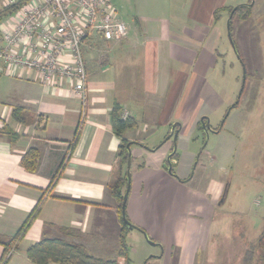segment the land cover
Instances as JSON below:
<instances>
[{"label": "crops", "instance_id": "obj_1", "mask_svg": "<svg viewBox=\"0 0 264 264\" xmlns=\"http://www.w3.org/2000/svg\"><path fill=\"white\" fill-rule=\"evenodd\" d=\"M1 1L4 7L10 2ZM140 1L147 12L138 10L135 28L143 35L128 28L126 38L103 45L94 32L84 42L85 105L71 93L69 80L45 84L34 68L0 62V263L8 258L6 264H36L27 250L45 238L82 245L103 259L118 255L122 223L111 186L128 171L118 155L124 140L132 154L126 215L139 228H129L126 240L137 230L162 249V259L171 261L178 253L179 264H190L200 249L202 226L212 223L226 190L208 173L200 143L222 130L213 128L211 115L226 105L216 81L228 53L224 36L230 16L224 9L250 0H173L175 10L168 13L160 7L170 0ZM16 11L0 23V49ZM115 105L122 117L127 113L136 122L122 136L113 128ZM31 149L40 153L35 171L22 163ZM175 152L171 172L168 162ZM38 203L36 218L6 253V243Z\"/></svg>", "mask_w": 264, "mask_h": 264}, {"label": "rangeland", "instance_id": "obj_2", "mask_svg": "<svg viewBox=\"0 0 264 264\" xmlns=\"http://www.w3.org/2000/svg\"><path fill=\"white\" fill-rule=\"evenodd\" d=\"M170 1L160 7L164 13L170 7L175 10L176 2ZM114 5L128 28L143 35L135 28V15L138 10L146 13V4L140 0H115ZM3 7L0 0V10ZM168 22L177 24L172 19ZM233 30L245 64L229 44L231 39L226 31V65L218 67L216 76L226 105L211 115L213 128L222 130L200 142L205 148L202 158L208 173L226 190L212 223L206 220L202 226L201 241L197 242L200 249L190 258V264H243L245 253L255 248L264 227V0H257L247 22L235 20ZM102 44H107L106 40ZM103 48L101 53L105 52ZM232 89L234 93L230 94ZM238 100L239 105L231 110ZM132 233L126 240L128 261L125 259L122 264L180 263L178 253H173L171 261L162 259L158 245L151 244L137 230ZM109 258L121 260L118 255Z\"/></svg>", "mask_w": 264, "mask_h": 264}, {"label": "built area", "instance_id": "obj_3", "mask_svg": "<svg viewBox=\"0 0 264 264\" xmlns=\"http://www.w3.org/2000/svg\"><path fill=\"white\" fill-rule=\"evenodd\" d=\"M94 32L106 41L127 37L128 26L118 17L113 0L22 3L10 25L4 27L0 62L9 68H34L45 84L69 80L71 93L85 105L89 77L83 44ZM123 117L127 118V113Z\"/></svg>", "mask_w": 264, "mask_h": 264}, {"label": "trees", "instance_id": "obj_4", "mask_svg": "<svg viewBox=\"0 0 264 264\" xmlns=\"http://www.w3.org/2000/svg\"><path fill=\"white\" fill-rule=\"evenodd\" d=\"M252 0H250L246 4H239L234 11L235 7H225L224 10H227L229 16L232 14L231 18V34L234 46L236 48V53L239 56L241 62L244 63V60L240 54L237 43L233 36V23L236 19L240 20H248L251 18L253 13V4H251ZM21 3H19L20 5ZM17 4H8L0 10V23L10 14L15 12L18 9ZM219 11H216V17ZM239 105V100L235 103L232 108H235ZM121 107L119 105H115L112 111V123L115 133L118 136H122L123 133L128 129L136 126V122L132 117L124 118L120 114ZM14 116L16 119L21 120V112L19 109L14 111ZM217 128L216 130H219ZM129 141L124 140L122 146L120 147L119 158L121 162V166H125L129 159V151L128 145ZM176 152L171 156V160L168 162L172 164L174 167L177 164V160L174 161V157H176ZM22 163L24 167L30 171H35L38 168L40 163V153L36 149H31L26 155H24L22 159ZM173 171V170H172ZM128 178L126 174H120L113 185L111 186L113 196L118 200L119 207L118 211L120 213V221L122 223V234L120 240V249L118 252L119 258L124 257L128 261V245L126 243L125 233L129 230V226L126 223L125 217L123 216V201H124V189L127 188ZM40 210V203L36 205L30 216L27 218L22 227L18 230V232L14 235L11 243H6V253L9 250V246L12 243L21 240L30 227L32 221L36 218L38 212ZM126 218L127 215L125 214ZM128 219V218H127ZM133 228H138L133 226ZM139 229V228H138ZM142 231V229H140ZM143 232V231H142ZM5 253V254H6ZM27 255L36 264H47L50 262L56 264H120L118 259H103L96 257L90 254L82 245L72 243L66 241L61 238H45L34 245L30 246L27 250ZM8 258H4L3 262L0 264H6ZM264 264V227L262 232L260 233L257 244L255 248L249 249L243 259V264Z\"/></svg>", "mask_w": 264, "mask_h": 264}, {"label": "water", "instance_id": "obj_5", "mask_svg": "<svg viewBox=\"0 0 264 264\" xmlns=\"http://www.w3.org/2000/svg\"><path fill=\"white\" fill-rule=\"evenodd\" d=\"M253 2H254V0H252L251 4H253ZM236 8L237 7L234 8V11L236 10ZM233 12H232V14H233ZM232 14L230 15V17L228 19L227 27H228V32H229V37L231 39V43L234 46L233 39H232V34H231V23H230L231 22V18H232ZM234 48H235V46H234ZM235 50H236V48H235ZM229 112H230V110L228 111V113ZM206 129H209V130L211 129L209 124L206 125ZM206 131L208 132V130H206ZM173 136H174V140L176 141L177 136H178V132H175ZM128 151H129V159H128V162H127V168H128V171H127L128 184H127V188H126V191H125V194H124V201H123L122 207H123V216L125 217L126 223L128 224L129 228L132 229L133 228L132 224L130 223V221L125 216V214H126V202H127L128 194H129V191H130V182H131L130 168H131V162H132V154H131V151H130V145H128ZM168 169L172 172V164L169 163ZM146 238H147V240H149V242L151 244H153V245L156 244L152 240H150L147 235H146Z\"/></svg>", "mask_w": 264, "mask_h": 264}]
</instances>
